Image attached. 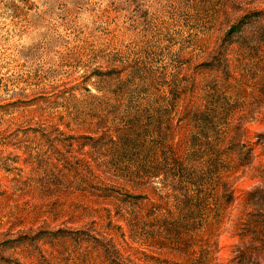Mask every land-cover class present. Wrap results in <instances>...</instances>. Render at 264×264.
Instances as JSON below:
<instances>
[{"label":"rangeland","instance_id":"374dc122","mask_svg":"<svg viewBox=\"0 0 264 264\" xmlns=\"http://www.w3.org/2000/svg\"><path fill=\"white\" fill-rule=\"evenodd\" d=\"M0 264H264V0H0Z\"/></svg>","mask_w":264,"mask_h":264},{"label":"trees","instance_id":"16d2710c","mask_svg":"<svg viewBox=\"0 0 264 264\" xmlns=\"http://www.w3.org/2000/svg\"><path fill=\"white\" fill-rule=\"evenodd\" d=\"M238 28L237 27H232V29H231V33H234L236 30H237Z\"/></svg>","mask_w":264,"mask_h":264}]
</instances>
